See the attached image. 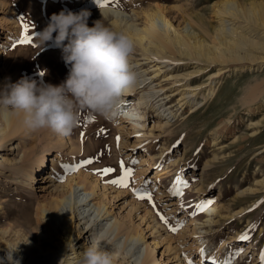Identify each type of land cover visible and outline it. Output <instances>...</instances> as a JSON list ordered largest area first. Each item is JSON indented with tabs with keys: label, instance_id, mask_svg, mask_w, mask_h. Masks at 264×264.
Returning <instances> with one entry per match:
<instances>
[{
	"label": "rangeland",
	"instance_id": "obj_1",
	"mask_svg": "<svg viewBox=\"0 0 264 264\" xmlns=\"http://www.w3.org/2000/svg\"><path fill=\"white\" fill-rule=\"evenodd\" d=\"M11 1L0 6V28L4 29L0 34V42L4 44L2 56L4 52L9 54V65L10 59L16 55L30 52L37 62L33 61L28 67L34 72L37 69L36 75L38 70H53L56 65L54 61L58 62V55L50 51L58 54L60 49L52 46L51 42L39 46L34 40L35 32L46 26L53 13H58V6L73 12L87 9L91 13L88 18L89 27L98 18H102L101 20H105L103 24L114 31L123 32V23L116 28L114 16H104L101 13L102 7L96 6L97 0H35L40 9L38 17L31 12L30 0ZM221 1L107 0L106 5L120 7L127 13L125 18L134 20L139 26L146 23L144 16L160 9L166 16L165 20L182 35H185L184 26L192 24V28L187 25L189 42L217 45L214 35L219 28L220 17L217 10ZM239 1L245 7L249 2L255 5L263 2ZM46 4L53 9L51 14L45 11ZM222 17L227 20L226 24L233 20L228 15ZM236 20V25L245 24L241 19ZM25 25L28 26L27 34L31 35L32 44L19 43ZM144 44L147 45V41ZM133 54L144 61L142 54L146 53L138 46ZM45 60L49 66L44 65ZM173 60L165 63L169 64L168 74L172 78L163 80L160 72L153 78L152 85L157 89H165L168 97H171L170 92L179 85H188L197 94L191 99L195 110L190 109V104L180 107L176 104L179 94L174 95L170 104H173L171 110L175 117L165 127L160 125L153 109L143 111L142 119L136 118L142 126L137 125L134 118H124L125 112H135L132 108L138 107V94H134L123 101L118 116L111 120L96 114H80L77 126L68 136L58 135L46 128L52 141L48 149L50 154L45 156L48 158L47 162L45 160L46 168L36 166L46 144V140L41 138L42 134L36 136L37 129H29V135L16 134L7 141H0V206L3 207L0 210V229L7 228L15 221L18 225L15 229L22 232L23 238L28 241L45 244L58 242L63 237V232L46 228L44 219L38 215L37 210L39 202L50 197L49 192L41 190L44 180L42 175L51 167L49 159L57 164L56 176L63 174L62 182H66L68 178L78 182L81 176L88 175L89 178L103 177L108 183L120 175L119 162L122 161L125 167L133 169L129 188L115 186L117 190L109 189L115 197L108 203L107 198H102H105L110 221H113L112 216L122 221L126 225L125 231L139 233L143 240L133 243L129 237H125V231L116 235L117 231L113 227L115 231L108 232V239L100 245L103 251L110 254V243L113 242L122 251L118 250L117 256L110 254L112 264H135L138 253L140 262L143 255L141 249L143 251L150 241L156 243L152 255L160 264H199V252L195 248L199 242L201 247L210 248L205 256L211 262L264 264V60L256 61L250 66L238 63L228 66L208 65L204 61L195 63L178 54H175ZM0 63L1 86L11 76H5V72L1 70L3 60ZM23 65L19 72L20 78L26 76L27 66ZM150 65L144 64L143 67L147 73L153 74ZM36 75L31 79L39 81L40 78ZM154 103L155 100L152 101ZM137 110L141 112L140 109ZM62 137L63 144L59 141ZM85 160H90L91 163H83ZM204 164L207 166L202 171ZM73 166L77 167L76 171H71ZM105 168H113L115 171L106 176L101 175L98 170ZM158 174H161L160 179L155 178ZM82 188L75 190L69 199L70 204L64 200L57 210L66 218L72 214L70 236L76 237L72 241V248L79 256L92 245L90 237L80 230L83 220L78 222L80 216L75 210V205L77 207L79 202L73 204L80 199ZM131 189H136L138 193H150L152 202L137 199ZM218 191L221 192L219 195ZM177 192L179 194H174ZM97 193H101L99 187ZM4 213H8L11 220L6 219ZM152 218L160 225L158 230L151 228ZM171 227H177L178 230L172 232ZM241 235L248 238L239 239ZM21 238L17 241L12 237L18 250L24 245ZM4 239L9 237H2L0 233V245ZM167 245L169 249L166 248ZM247 245L255 251L245 254ZM213 248L222 251L215 252ZM6 254L9 253L0 252V258ZM57 259L53 264L57 263Z\"/></svg>",
	"mask_w": 264,
	"mask_h": 264
},
{
	"label": "bare ground",
	"instance_id": "obj_2",
	"mask_svg": "<svg viewBox=\"0 0 264 264\" xmlns=\"http://www.w3.org/2000/svg\"><path fill=\"white\" fill-rule=\"evenodd\" d=\"M6 1L8 2L11 0H0V6L5 5ZM30 1L32 5L31 12H33L32 14L35 15V17H38L40 13L39 6L37 7L38 3L35 0H30ZM262 1H263L262 4L259 5H255L249 2L248 6L245 7L241 5V2L239 0H222L220 2V8L217 10V14L220 17L219 28L216 30L214 35L215 36L214 38L217 40L215 41L217 45L215 44L208 45L207 43H202V42L199 43L189 42V39L187 38V36H189V33H187V25H189V27L192 28V24L189 23L184 26L185 35H182L177 31V29H175L176 28L175 26L170 24L168 20H165L166 16L160 9H157L155 12L147 16H144V20L146 23L143 26H139L130 17L129 18L131 20L126 19L125 15H127V13L121 10L120 7L117 6L118 8H116L112 6L113 4L112 5L105 4L106 6L102 7L101 13L104 16H107L109 14L114 16V25L116 26V28L123 23L122 24L123 33H125L132 39L135 48L136 46H138L139 48L142 49L143 52L146 53V55L142 54L143 55L142 59L145 62L142 61L140 58H137L133 53L129 57L130 65L138 74V81L135 85L124 90L120 98V107L124 103L123 101H125L126 99L128 100L134 94H138V101H137L138 107L132 108V110H135V112H125L124 118L129 120L135 119L136 124L140 125L141 122L136 120V118L142 119L143 111L147 109L148 110L153 109L158 122L161 123L160 125L162 127H165L169 124L171 119L175 117V113L173 112V110H171L173 104L172 105L170 104L171 99H173L175 94H179V98L176 104H178L180 107H182L185 104L186 105L190 104V109L191 110L194 109L195 105L192 104L191 99L194 96H196L197 93L194 92L193 88L189 89L187 87L188 85H182V86L179 85L180 87L177 86L174 89V91L170 92L171 97L166 96L167 94L165 89H162L161 87L157 89L155 86L152 85L154 83L153 78H155L158 74H160V72L162 73L163 80H168L172 78V75L168 74L169 64L168 63L165 64V63L167 61L175 59V54L193 60L195 63L204 61L208 65L218 64L220 66H228L229 64L231 65L233 63L250 66L252 63L256 61H263L264 60V0ZM46 6L45 8L47 9L45 11L51 14L53 9L51 10L50 6L47 7ZM96 6L100 7L98 3H96ZM63 8L61 9V6L60 7L58 6V12L61 10H65ZM224 15H228L233 19L230 24L229 23L226 24L227 20H225L222 17ZM98 19L101 20L102 18H98ZM236 19H241L245 24L236 25V21H237ZM104 21L101 20V22ZM3 30L0 28V34L3 33ZM146 41H147V45L144 44V42ZM3 47L4 44L0 42V62L1 60H3V64H4L1 70L5 72V76L6 75L11 76V79H6L4 84L15 83L18 79H20L19 72L23 64H24L23 66H27L26 77L28 78L30 77L31 79L32 76L36 75L37 69L34 72L31 71L32 70L31 67H28L33 61H36L33 58V56L29 54L30 52L27 51V54L24 55H20V54L16 55L15 58L10 59L8 65L7 58L10 57H8L9 54L7 52H4L2 56V52L4 51L2 50ZM50 52L53 53L54 55H58V62L56 63L57 60L54 61L56 65L55 67H53V70L52 69L46 70L47 69L46 68L43 71V69L40 67L42 70H38L37 73L38 75L36 76L40 78L39 81L50 83L52 85H58L66 78L68 68L65 66L61 58V50H58V54L56 52H52V51ZM50 52L48 53V55H50ZM48 58L49 57H47V59ZM46 63L47 62L45 60V64H44L45 66L49 64ZM144 64H151L150 68H152L153 74L147 73L146 68L143 67ZM41 73H43V75H41ZM4 84H2L0 87H2ZM153 100H155L154 104H152ZM155 105L157 106L155 107ZM136 109H140L141 112H139L138 110L136 111ZM80 114L82 116L95 115V114H90L87 110L82 111ZM117 116L118 114L115 117ZM0 118L2 121V126L0 127L1 142L7 141L8 138L12 135H16V134L29 135L31 133V131H28L29 128L26 127L23 123L22 113H13L11 115H8L6 118L4 116H0ZM142 125L143 124H141L140 126ZM37 130L38 131L35 132L36 136L42 134L41 138L43 140H46L45 141L46 144L45 147L43 148L44 152L37 159L36 166L40 168H44V167L46 168L45 160L47 162L48 158L45 156L50 154L48 149L50 148L49 144L52 141L49 138L50 133L45 131L46 128H41ZM59 141L60 143L63 144L64 138L62 137ZM49 160L51 161V167L49 168L48 171L45 172V174L42 175L44 177V180H43V189L41 190H46L47 192H49L50 197L45 198L41 202H39L37 210L39 212L38 215L43 217L45 223L44 225L46 228L48 227L54 228L56 232L58 233L63 232L64 235L56 243H52V244H45L44 242L34 243L31 240L28 241V239H24L23 235L21 234L22 232L20 233L17 229H15L16 226H18L15 223V221L9 224L7 228L0 229V233L2 237L5 238L9 237V239L3 240L2 244L0 245V252L7 251V253L9 254L12 253L13 260L18 261V264H44V263L53 264L56 258H58L56 264H78L80 256L76 252H74L73 251L74 249L72 248L73 247L72 241H74L76 237L72 238L70 236V228L72 226V214L70 213L69 217L66 218L64 215L58 213L57 210L59 208V205L62 204L64 200L65 202L70 204L69 202L70 197L75 193V190H78L81 187H83L82 188L83 193L80 199L78 201L73 202V204H77L78 202L80 203L77 204V207L75 205V210L79 212L77 213V215L80 216L78 222L83 220L82 227L80 228L81 233L87 234V236L90 237L92 244L98 243L99 245H103L109 237L108 235L106 236L108 232L111 233L113 232V230L115 231L116 229L117 231L116 235H117L120 232L125 231L124 226L126 225L122 221L116 219L113 216H112L113 221H110V217L108 214L109 211L105 207L107 205L104 202L105 198H107V203H108V201H111V199L115 197L113 196V191L109 190V189H115L116 187L114 185H110L106 183V180L103 177L94 176L93 178H89L88 175L81 176L78 182H76L73 178H68L66 182H62L64 178L63 174H58L56 176L57 164L53 161V159H49ZM206 166L207 164H204V166L202 167V171ZM160 176L161 174L160 175L158 174L155 178L158 179ZM262 181L264 182V177ZM98 187H99V191H101L100 194L97 193ZM119 193L120 191L117 192V194ZM220 193L221 192L218 191L217 194L219 195ZM103 196L105 197L104 199L102 198ZM2 208L3 207L0 206V210ZM80 209L83 211L80 212L79 211ZM4 214L6 219H10V215L8 213H4ZM151 222H152L151 228L158 230L160 227L158 222L154 218H152ZM113 227H115V229ZM13 229H15V231ZM125 232H126L125 237H129L130 240L133 241V243L136 242L139 243V241L143 240L141 234L139 233L130 230L129 231L126 230ZM12 235L14 236V239H17V241L22 237L21 239L24 245L21 246L19 250L17 244H15L14 240L12 239L13 237ZM24 236L27 237L26 235ZM110 244L112 245V247L110 248V254H112L113 256H117L119 247L118 246L115 247L116 244H113V242H111ZM155 244L156 243L153 241L148 242V244L144 246L143 251L141 249V253H143V255L141 259L139 258L140 262H138L139 260L137 257L139 253L137 254V256H135L137 259L136 261V259L134 258L135 264H137V262L139 264H160L159 260L152 255V251L155 249ZM166 248L169 249V245H167ZM195 248L196 251L199 252V258H198L199 264H223L214 261L211 262L210 260H208V257H206L205 255L207 254L210 248L201 247L200 242L197 243ZM119 251L122 252L121 250ZM213 251L218 252L222 250L213 248ZM251 251H255V249L247 245L245 247V254L250 253ZM162 253L163 251H161V254ZM179 264H183V263L179 262Z\"/></svg>",
	"mask_w": 264,
	"mask_h": 264
},
{
	"label": "clouds",
	"instance_id": "obj_3",
	"mask_svg": "<svg viewBox=\"0 0 264 264\" xmlns=\"http://www.w3.org/2000/svg\"><path fill=\"white\" fill-rule=\"evenodd\" d=\"M90 15L87 9L61 10L49 17L41 31L35 32L34 40L39 46L51 42L61 50L67 76L58 85L26 76L15 83H5L0 87V116L22 113L23 123L29 129L48 128L68 136L82 111L109 120L118 114L124 90L138 81L129 61L134 42L100 19L89 27ZM12 262L18 264L12 253L10 258L9 254L0 258V264ZM78 264H112V260L97 243L83 250Z\"/></svg>",
	"mask_w": 264,
	"mask_h": 264
},
{
	"label": "snow or ice",
	"instance_id": "obj_4",
	"mask_svg": "<svg viewBox=\"0 0 264 264\" xmlns=\"http://www.w3.org/2000/svg\"><path fill=\"white\" fill-rule=\"evenodd\" d=\"M97 3L100 7H104L105 4L107 3V0H97ZM27 33H28V26L25 25L24 26V33H22L21 38L19 40V43H21V44H32V37L30 34H27ZM13 47H15V45H13ZM41 75H43V73H41ZM92 119L94 120L95 118L92 117ZM81 135H83V134H81ZM116 139H117V142H119V137H117ZM83 163L90 164L91 161L85 160V161H83ZM62 167L67 168L68 166L62 165ZM120 169H121L120 175L115 179L109 180L108 183H110L116 187H119V188H129V185L131 182V177L133 175V169L125 167L122 161L120 162ZM76 170H77L76 166H73L71 168V171H76ZM98 171L100 172L101 175L106 176L115 170L113 168H105V169L98 170ZM131 190L133 191V194L136 195L137 199H147L149 203L152 202V197H151L150 193H138L136 189H131ZM174 194H179V193L177 192ZM153 207H155V206L153 205ZM157 215L159 216L160 214L157 213ZM160 219L162 221H164L165 223H167V221L164 219L163 216H160ZM177 230H178L177 227H171L170 228V231H172V232H176ZM247 238L248 237L245 235H241L239 237V239H247Z\"/></svg>",
	"mask_w": 264,
	"mask_h": 264
}]
</instances>
